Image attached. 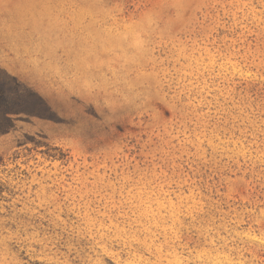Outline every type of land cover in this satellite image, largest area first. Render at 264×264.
Returning a JSON list of instances; mask_svg holds the SVG:
<instances>
[{"label": "rangeland", "instance_id": "374dc122", "mask_svg": "<svg viewBox=\"0 0 264 264\" xmlns=\"http://www.w3.org/2000/svg\"><path fill=\"white\" fill-rule=\"evenodd\" d=\"M0 70V264H264V0H0Z\"/></svg>", "mask_w": 264, "mask_h": 264}, {"label": "trees", "instance_id": "16d2710c", "mask_svg": "<svg viewBox=\"0 0 264 264\" xmlns=\"http://www.w3.org/2000/svg\"><path fill=\"white\" fill-rule=\"evenodd\" d=\"M4 77H0V119L3 122L0 125V134L8 132L6 127L13 120L12 115L19 113L17 111L20 110V100H26L25 104H29L28 100L31 98V94L25 92L14 78Z\"/></svg>", "mask_w": 264, "mask_h": 264}]
</instances>
